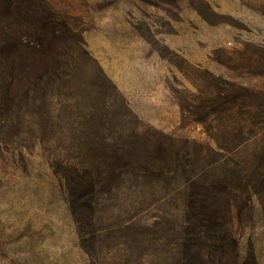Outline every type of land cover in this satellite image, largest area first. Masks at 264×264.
I'll use <instances>...</instances> for the list:
<instances>
[{
    "label": "rangeland",
    "instance_id": "374dc122",
    "mask_svg": "<svg viewBox=\"0 0 264 264\" xmlns=\"http://www.w3.org/2000/svg\"><path fill=\"white\" fill-rule=\"evenodd\" d=\"M44 1L67 25L47 50L36 3L0 0V264H185L203 91L214 137L251 89L263 120L264 0ZM251 203L227 229L264 264Z\"/></svg>",
    "mask_w": 264,
    "mask_h": 264
},
{
    "label": "trees",
    "instance_id": "16d2710c",
    "mask_svg": "<svg viewBox=\"0 0 264 264\" xmlns=\"http://www.w3.org/2000/svg\"><path fill=\"white\" fill-rule=\"evenodd\" d=\"M32 1L36 3L29 9L36 16L35 41L38 46L47 50L44 36L55 35L57 30L59 33L66 32L67 25L64 21L55 20V14L49 12L44 0ZM0 39V48L3 50L5 38L2 34ZM262 63L264 70V58ZM262 75L264 76V71ZM257 95H260L259 92L251 89L245 99L254 100ZM208 96L209 89H206L202 93L203 139L198 145L197 174L192 178L195 183L187 187L192 190L187 200V224L194 225L196 220L199 230L195 234V240L189 239L186 246L185 264H192L194 256L200 259L201 264H256L253 257H250V261L243 260L239 263L238 242L227 226L234 211L237 212V219L244 213L247 220H251L254 213L251 203L253 198L259 204L264 222V101L258 112L263 120L255 113L253 104L245 105L246 100L241 104L238 100L233 103L231 110L236 116L230 125L238 130V138L226 140L210 133ZM230 141L232 147L228 148L226 142ZM211 143L215 144V148ZM218 167L233 169L238 174L236 183H230L225 176L217 180L215 171ZM238 194L244 196V206L236 203ZM188 234L193 233L189 231Z\"/></svg>",
    "mask_w": 264,
    "mask_h": 264
}]
</instances>
